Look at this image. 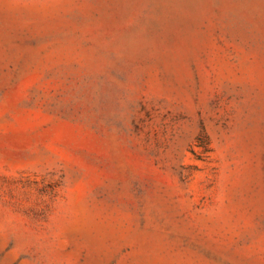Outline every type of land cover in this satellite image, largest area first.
I'll return each instance as SVG.
<instances>
[{
  "label": "rangeland",
  "instance_id": "obj_1",
  "mask_svg": "<svg viewBox=\"0 0 264 264\" xmlns=\"http://www.w3.org/2000/svg\"><path fill=\"white\" fill-rule=\"evenodd\" d=\"M0 264H264V0H0Z\"/></svg>",
  "mask_w": 264,
  "mask_h": 264
}]
</instances>
